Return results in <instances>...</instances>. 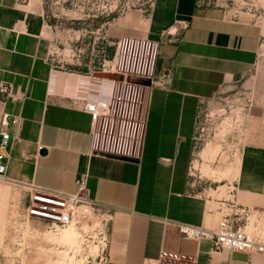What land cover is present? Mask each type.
<instances>
[{
    "label": "crops",
    "instance_id": "obj_1",
    "mask_svg": "<svg viewBox=\"0 0 264 264\" xmlns=\"http://www.w3.org/2000/svg\"><path fill=\"white\" fill-rule=\"evenodd\" d=\"M105 36L153 42L168 71L164 85L146 89L126 153L132 158L102 151L74 98L77 85L91 79L79 82L77 72L53 66L42 0H0V84L12 91L0 92V114L8 113L5 175L21 187L73 192L75 177L85 173V194L109 214L105 264H163L170 256L181 264H264L263 254L214 250L208 238L184 237L177 227L216 224V181L233 187L239 204L264 212V26L215 4L151 0L146 12L115 16ZM235 84L251 98L238 159L227 175L195 183L200 107Z\"/></svg>",
    "mask_w": 264,
    "mask_h": 264
},
{
    "label": "rangeland",
    "instance_id": "obj_2",
    "mask_svg": "<svg viewBox=\"0 0 264 264\" xmlns=\"http://www.w3.org/2000/svg\"><path fill=\"white\" fill-rule=\"evenodd\" d=\"M197 1L222 6L229 14H242L264 26V0ZM150 2L42 0L48 56L53 66L77 72L75 76L80 82L82 75L96 80L92 77V71L99 68L104 60L108 63L118 60L114 64L115 69L133 78L129 81H107L112 89L124 92V96L126 92L145 89L139 78L163 71L154 48L147 43L109 39L105 36V29L115 16L128 10L146 12ZM246 91L247 88L240 84L222 87L202 103L193 155L195 183H209L210 179L206 176L219 178L234 168L241 142L242 117L250 101ZM133 123L134 118H129L113 129V138L117 134L119 143H125L126 148L133 137ZM208 147L213 148L212 152ZM223 181L212 182L214 187L217 185L215 189H219L216 196L227 194L229 185ZM0 189L3 191L0 192V264H98L107 231V212L103 207L92 205L88 212L78 211L71 225L70 222L53 230L45 220L26 216L27 191L24 187L0 180ZM260 227L264 235V220L260 222ZM70 228L78 235L67 250V257L71 256L68 261L66 252H61L66 247L55 238ZM169 263L173 264L171 261Z\"/></svg>",
    "mask_w": 264,
    "mask_h": 264
},
{
    "label": "built area",
    "instance_id": "obj_3",
    "mask_svg": "<svg viewBox=\"0 0 264 264\" xmlns=\"http://www.w3.org/2000/svg\"><path fill=\"white\" fill-rule=\"evenodd\" d=\"M116 40L125 41L126 43L129 41L151 44L152 48H154L153 51L157 54L155 45L151 41L131 38H118ZM262 56L264 57V55ZM117 61L118 60H113V62L108 63L107 60H104L99 68L92 71V77H97L98 79L89 80L88 83L79 85V87L77 85V91L74 98L81 102L83 110L89 114L93 125L95 126V134L97 135L99 141L98 144L102 148V151H104V153H111L120 156H130L126 153L134 148L136 142L139 114L146 101V89L153 85H164L168 71L167 69L163 71L161 70L157 74L144 76L145 78H148V84L141 83V86H144L145 89L138 88L135 92H126L124 96V92L119 93L114 91L111 84L107 82L111 80L129 81L126 77L131 75H126L123 71L115 69L114 66ZM96 71L121 73L123 78L120 80L98 77L94 75V72ZM99 78H106V80H100ZM101 87L107 92L100 93ZM0 92L12 95L11 88L9 84L6 83L0 84ZM129 118H134L133 124L135 128L132 132V140H130L131 142L126 148L125 143H119L117 134H115V138H113V129L118 126V124L126 121V119L129 120ZM7 124L8 113L1 112L0 179L20 185L5 175L6 163L3 156L8 140V132L6 129ZM123 152H125V154ZM85 180V173L78 174L75 177L76 190L73 192L48 191L35 186L31 182H25L23 186L27 191V204L25 206L26 216L45 220L50 224L53 230H57L61 226L73 222L72 220L78 211L88 212L92 205H98L90 200L85 194ZM233 191V187H229L226 190L227 194L222 195L217 199L216 209L219 212V217L214 226L178 222V231L182 236L188 238H208L211 243V248L214 250L225 248L228 252L232 250L245 252L255 251L264 255V235L262 234L260 227V222L264 219V212L259 208H250L236 202ZM103 208L107 212L108 220V210L105 207ZM106 238L107 231L104 249L99 255L98 264H105L107 262ZM162 253L163 252L160 254L161 256ZM170 261L173 264H181V262L173 256L166 257L163 264H170Z\"/></svg>",
    "mask_w": 264,
    "mask_h": 264
},
{
    "label": "bare ground",
    "instance_id": "obj_4",
    "mask_svg": "<svg viewBox=\"0 0 264 264\" xmlns=\"http://www.w3.org/2000/svg\"><path fill=\"white\" fill-rule=\"evenodd\" d=\"M95 78H97V77H95ZM98 79V78H97ZM100 80L101 79H106V78H99ZM108 80H110V79H108ZM102 86H104V85H102ZM105 92H107L106 90H104V88L103 87H101L100 88V93H105ZM208 150H209V152L211 151L212 152V149L213 148H211V147H208L207 148ZM206 149V150H207ZM1 180V179H0ZM3 181H5V180H3ZM1 190V189H0ZM1 193L3 192V191H0ZM73 222H71L69 225H71ZM68 225V226H69ZM67 226V227H68ZM77 235H78V232H75V231H73V229H69L68 231H66V232H64L63 234H61V236L60 237H57V238H55L56 239V241L59 243V244H61L62 246H64V247H66V250H64V251H61V252H66L65 253V255H66V257H67V250H68V248H70L72 245H73V243L76 241V237H77ZM71 259V256H69V257H67V260L69 261Z\"/></svg>",
    "mask_w": 264,
    "mask_h": 264
},
{
    "label": "water",
    "instance_id": "obj_5",
    "mask_svg": "<svg viewBox=\"0 0 264 264\" xmlns=\"http://www.w3.org/2000/svg\"><path fill=\"white\" fill-rule=\"evenodd\" d=\"M94 75L98 76V77H107V78L120 79V80L123 78L122 74L117 73V72L96 71V72H94ZM126 78H127V80H131L133 78V76H127ZM139 80L145 84H148V78H145V77L139 78ZM113 155H115V154H113ZM117 156H120V155H117ZM122 157L132 158L131 156H122Z\"/></svg>",
    "mask_w": 264,
    "mask_h": 264
}]
</instances>
